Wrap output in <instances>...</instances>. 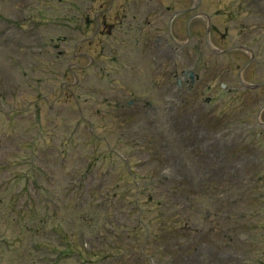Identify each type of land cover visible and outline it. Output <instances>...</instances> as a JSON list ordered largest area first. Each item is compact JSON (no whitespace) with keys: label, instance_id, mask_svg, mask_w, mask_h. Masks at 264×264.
Instances as JSON below:
<instances>
[{"label":"rangeland","instance_id":"rangeland-1","mask_svg":"<svg viewBox=\"0 0 264 264\" xmlns=\"http://www.w3.org/2000/svg\"><path fill=\"white\" fill-rule=\"evenodd\" d=\"M214 1L216 2V0ZM168 2V0H163L164 5ZM174 2L177 8H181V1L177 0ZM215 2L212 3V0H205V7H199L197 12L201 13L203 10H208L206 12L213 11L211 8ZM223 2L226 4L227 0H223ZM223 2H220V8L225 7ZM83 6L84 0H0V19L6 17V21L10 25L4 26L3 21L0 22V71L4 74L3 78H0V93H3L1 96L2 102H0V112H8L6 104L11 106L7 96H12L13 101L17 104L21 103L24 107L30 108L31 114L38 107L40 119L45 121L42 123V134L39 140L40 143H38L42 153L36 152V159L30 160L31 158H28V162L32 161L34 163L35 174L38 178L40 177L39 173L46 174L43 176L45 182L40 181L42 192L32 190L35 201L39 199L42 202L43 207L41 209L42 211L44 210L45 214L41 212V216L46 218V220L43 218L46 223L45 229L36 231V228L33 227L32 231L19 237L20 228L13 225V229L6 231L0 226V237H6L8 240L12 239V242L16 238L19 239V241H16L18 248H14V252L11 254L4 246L0 245V264H47L45 261L46 249L35 248L34 245H37L43 237L56 238L49 231V226H47L48 224L52 225L54 220L64 222L66 230H73V228L78 226L83 219L82 216L84 217L85 215L74 209L76 201L71 200L74 191L70 192L68 197L64 195L71 189V185L79 183L87 185L86 189H89L82 192L84 196L90 192L95 194L94 207H99L103 204L102 196L106 192V188L109 202L113 205L110 209V214L119 217L120 224L123 227L122 231H126L123 235L127 237L124 242L126 241L132 246V251L129 255L134 256L136 254L138 237H142L141 231H135L136 227L133 228L136 225L137 213L135 210L140 209V214L144 217V219L140 220V224L143 227L147 226L151 235V239L148 238V243H152L151 249L153 251L158 249L161 252L157 254V260L161 259L160 264H174L171 259L174 253L177 254L173 252L176 248H167L165 246L171 242L173 237V234L169 233L171 230L168 229L171 225L175 223L174 226L178 228V231L185 227L191 228L194 225L199 228V222L208 218V227L217 226V218L227 213L225 208L232 201H234L233 206L244 210L245 207L243 205H250L252 201H257L264 196V189L248 186L243 178L235 183L239 193H234V188L230 184H227L225 188L219 186L218 184L225 178V170L218 174L213 173L204 180L206 182L204 187H198L197 191L190 186V184H194L191 180H188V183L187 181H182L181 186H178L174 169H172L165 156L159 152L148 153L153 151L151 149H154V146L144 138V136L150 137L151 135L147 131L154 130L159 135H162V133L169 134L171 132L172 111L183 118H186L189 112L192 111L207 122V125L211 127L210 130L212 132L210 133L218 135L215 140L217 145L222 144L225 140V135L229 134V130L226 129L240 132L242 136H234L230 133L229 138L232 142H235L234 146L236 148H241L243 151L240 155L246 154L250 157V160L244 161V157L235 156V159L225 166L226 170H229L232 167L249 168L253 166L264 168V160L259 162L260 158L264 159V142L251 143L252 136H256L259 131L263 132L264 127H254L251 121L243 122L247 121L244 113H248V111L245 104L246 94L241 92H236L231 96L234 99L237 98L233 102H230L227 96H215V100L210 105L208 104L210 101L196 102V104H189L188 106L179 105L176 108H172V111L169 112L166 110V104L168 106L167 100L165 102L164 100L161 101V99H154L157 111L155 116L151 118H147L145 113L138 112L135 108L128 110L119 108V111L112 109L103 115L102 113L107 109L106 104H111V108L120 105L121 102L118 100L121 99L125 88L136 91L140 80H136L131 74H127L125 78L120 80L118 75L111 72V65L105 66L102 62L103 71L102 73H97V62L101 58L106 60L108 56L104 58L103 55H108L107 52L111 55V52L114 51L113 45L119 51L122 50V40L110 41L114 40L113 37L117 38V35L109 38H104L102 34L98 36L101 31L98 27L96 29L97 34L95 33L96 36L92 40L89 39L91 47L94 48L96 45L98 48L94 50V53L90 51L91 55H97L94 62L95 69L91 68L90 73L79 74V76L77 69L72 71L74 65L79 68L80 66L85 67L87 64V61L77 58L88 47L84 45L86 42L83 39V35L94 36L93 32H89V30L82 33L76 31L73 26L83 22V16H85ZM96 6V3H93L89 10L91 18L97 13ZM100 20L101 16L93 22L96 24ZM213 21L217 27L223 25L221 17L216 16ZM241 22L242 28L246 32L256 34L253 36L252 41L254 42L253 48L256 51L255 60L258 62L257 66L253 65V62L250 64L253 66L244 72V77L248 83L251 81L253 84H261L264 80V15L260 13L247 15L241 19ZM175 25L183 28L184 21H176ZM260 28L262 31L259 30ZM155 34L158 36L166 34L165 27L158 25ZM234 38L232 39L234 40ZM240 39L244 41V35ZM81 40H83V43H81ZM102 41H104L105 45ZM235 41H239V39ZM223 42L224 40L221 43L223 44ZM227 43L225 42L224 46ZM128 48L132 50L135 46H124L123 52ZM3 51H5V54L2 56ZM203 56L205 58L208 57L203 63L205 64L208 60L210 68L205 72L200 71L201 79L200 83L198 82L197 84L198 89L202 84V86L207 88L205 85L210 81V77H214V75H217L216 78L219 81H224L227 85L226 89L230 88L234 81L235 85L233 86L240 88V85H238L240 80L238 81L236 74L249 61L250 58L248 56H242L236 52L230 54V56L218 57V66L211 64L210 55L207 52L203 51ZM192 57L193 55H191ZM231 58L233 61H231ZM188 64L190 67L193 66L191 59ZM197 64L199 65V63ZM137 65L143 73L148 70L146 63ZM165 68L166 66H164V69L163 67L157 69L160 75L156 82L159 81V84L156 87H149L155 89L156 98H160V96L169 98L164 92L165 87L168 86L163 78L164 73H168ZM231 71L234 72L233 76H229ZM197 72L199 75V68ZM73 73H76L77 77ZM149 77L151 79V76ZM143 81L148 82V80ZM216 81H214L215 85H218V81ZM262 90L264 92V87ZM205 95L207 96L208 94L205 92ZM123 96L125 99H129L126 93ZM197 99L199 101V96H197ZM263 105L261 104L259 109ZM78 108L83 109V117L78 113ZM14 114H20L21 125L31 128L32 118L30 116L22 118L23 113L12 112L13 121L17 119ZM127 114L133 115L132 121L129 123L122 122L123 115ZM84 118L93 121L95 125L92 128L95 132L94 134H91L90 128L86 130L85 124L82 122ZM167 118L170 120L168 121ZM260 120L264 121V112L261 113ZM240 124L243 126H239ZM9 125L7 118L0 116V141L6 140V136H2L1 133L3 129H8ZM151 127L153 130L150 129ZM71 132L73 135L69 137L68 135ZM14 133L9 132L8 135H15ZM122 133L133 144L138 145L140 143L139 147L133 149L132 145L127 147L118 146L119 136ZM21 135V132H19V136ZM103 135L109 141L107 147L95 140L100 139ZM66 138L71 139L70 143L67 144L69 148L66 155L69 156V159L63 160V162H67L70 168L63 169L61 167L62 159L58 156V152L61 151L59 146ZM209 139V137H204L203 140ZM84 143L86 147H82ZM217 145H210L209 147L213 150ZM121 150L124 157H126V164L123 165L119 156H116V152ZM100 153L108 154L103 163H100L99 160ZM202 154L204 156L208 155L204 152ZM30 166L31 168L33 167L31 164ZM128 169L138 180L139 191H133L135 193L138 192L140 198L136 197L135 199L133 193L127 191L128 195H125L123 200L118 203L115 201L114 203L112 202L114 192L122 191L120 190L122 185L124 186V191H126L127 186L133 183V176L127 172ZM101 173L105 174L104 178L106 180L105 187L103 186L104 192L101 191V188L98 189V184L99 182L101 183ZM98 174H100V178ZM256 177H261L262 182H264V174H258ZM40 178L42 179V177ZM197 183L199 184V181ZM45 184L54 188L58 198H56L55 194L49 195L48 190L44 188ZM185 189L188 191H185ZM248 189L251 190L247 192V195L242 194L244 190ZM240 193L243 195V201L238 200ZM54 209H56L55 212L52 211ZM92 211L91 209L89 210V217L94 214ZM106 215V211H103L102 217L106 218ZM102 234L105 233L102 232ZM93 236L91 232L87 237L91 238ZM180 236L176 232V239ZM222 237L223 239L215 240L217 245H225L227 243V238L224 235ZM51 243L55 244L54 242ZM74 243L77 246L84 242H80V239L75 237ZM198 244L199 241H193L191 249L199 248ZM102 247L103 245L100 243L87 247L86 251L89 252L92 259H88L87 262L82 264H97L100 261V258L98 259L95 256L97 251L108 249L107 247ZM64 249H66L64 246L59 247L53 254L57 255V252L59 253ZM181 253L189 255L185 250H182ZM104 254L108 255L109 252L106 251ZM81 256L86 257L84 252ZM177 256L179 258L176 259V262L180 264L182 258L178 254ZM47 258L55 264H78L75 263L73 251L71 252V250L59 261L58 259L55 260L53 255H49ZM196 258L199 259L198 255ZM124 259V257L121 258V260ZM91 260L94 262H91ZM127 261L134 263L132 257H129ZM51 262L49 264H52ZM153 264H157L155 260Z\"/></svg>","mask_w":264,"mask_h":264}]
</instances>
